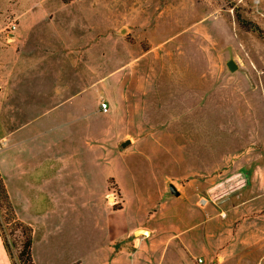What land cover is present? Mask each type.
Here are the masks:
<instances>
[{"label":"rangeland","instance_id":"obj_1","mask_svg":"<svg viewBox=\"0 0 264 264\" xmlns=\"http://www.w3.org/2000/svg\"><path fill=\"white\" fill-rule=\"evenodd\" d=\"M238 18L264 32V0H0V85L17 79L18 68L33 88L40 82L36 91L47 99L32 110L49 112L40 121L71 107L56 117V142L64 131H72L66 143L87 141L90 181L105 183L114 197L107 206L128 204L123 221L140 213L132 206L138 192L155 210L165 179L199 207L206 199L223 218L215 231L226 249H214L205 264H264V207L254 200L264 196L255 170L264 162V41ZM48 20L62 21L60 39L51 38ZM228 48L234 72L225 66ZM71 95L58 109L53 100ZM118 167L135 201L124 200ZM10 203L18 219L33 223L32 201ZM6 214L0 200V229L21 240ZM42 237L33 231L34 264H62L70 241L60 234L45 246ZM11 255L6 264H20L18 250Z\"/></svg>","mask_w":264,"mask_h":264},{"label":"crops","instance_id":"obj_2","mask_svg":"<svg viewBox=\"0 0 264 264\" xmlns=\"http://www.w3.org/2000/svg\"><path fill=\"white\" fill-rule=\"evenodd\" d=\"M61 23V20H48L53 40L62 36ZM10 68L12 66L7 64L6 72ZM16 73L17 79L8 76L0 85V176L11 201L20 207L24 206L23 201L27 205L32 201L33 223L32 220L28 223L34 237L39 229L45 246L51 245L50 241L60 234L70 241L71 251L60 254L62 264H205L208 257L214 259V249V252H220V248L225 251L226 248L218 244V231H215L216 224L223 218L214 206H206L205 198L204 205L199 207L194 195L182 193L173 183L180 196H168L166 190L157 208L149 211L152 199L141 197L140 192L139 196L134 191L131 194L120 180L118 169L121 167H118L115 180L124 200L130 203L131 196H134L133 201L139 197L132 206H140L141 210L138 216L130 215L128 221H123L121 216L128 204L117 209L107 206L104 199L109 200V191L105 183L98 186L90 181L87 141L85 144L66 143L72 131L70 136L64 131L66 139L59 145L56 142V117H66L71 107H64L59 114L40 121L49 114L43 112L41 117V113H33L36 103L47 99L36 91L41 84L36 82L33 88L20 76L21 69ZM72 96L59 103L53 101L60 109ZM80 136L83 137L82 130ZM58 152L65 154L57 158ZM99 169L102 166L96 167L97 176ZM255 170L259 171L254 176L260 177L259 183L264 185V162L258 160ZM258 199H262L260 208L264 207V196L254 200ZM62 202L65 206L58 207ZM92 205H96L97 210L90 212ZM139 228L146 233H135ZM7 258L0 239V263L6 264ZM32 259L37 262L34 244Z\"/></svg>","mask_w":264,"mask_h":264},{"label":"trees","instance_id":"obj_3","mask_svg":"<svg viewBox=\"0 0 264 264\" xmlns=\"http://www.w3.org/2000/svg\"><path fill=\"white\" fill-rule=\"evenodd\" d=\"M238 21L243 26L247 27L249 30L256 32L261 39L264 41V32L262 29L255 23H252L248 20H242L238 18ZM0 200L2 201L6 212V223L11 224L13 226V230L16 229L20 233L21 240L15 238V240H8L3 229H0V239L2 242V246L8 256L9 259L12 257V250H18V256L20 259V264H34L32 255H31V247H32V239H33V230L32 226L29 223H26L16 216L12 205L9 200V196L6 192L5 186L2 182L0 176Z\"/></svg>","mask_w":264,"mask_h":264},{"label":"water","instance_id":"obj_4","mask_svg":"<svg viewBox=\"0 0 264 264\" xmlns=\"http://www.w3.org/2000/svg\"><path fill=\"white\" fill-rule=\"evenodd\" d=\"M228 50V58L225 60V66L229 72H234L238 70L239 66L236 60L234 59L232 55V51L230 48ZM245 77L249 80L250 82V77L246 71H244ZM129 143V140H125L123 143H121V146H125ZM166 187H167V195L168 196H180V192L176 189L175 185L170 182L169 180H166ZM142 232L143 234L146 233V230L143 228H139L135 231V233Z\"/></svg>","mask_w":264,"mask_h":264},{"label":"built area","instance_id":"obj_5","mask_svg":"<svg viewBox=\"0 0 264 264\" xmlns=\"http://www.w3.org/2000/svg\"><path fill=\"white\" fill-rule=\"evenodd\" d=\"M14 27V26H13ZM101 108L103 109V110H105L106 109V104L105 103H102L101 104ZM204 202V201H203ZM198 261H201V259H198Z\"/></svg>","mask_w":264,"mask_h":264},{"label":"bare ground","instance_id":"obj_6","mask_svg":"<svg viewBox=\"0 0 264 264\" xmlns=\"http://www.w3.org/2000/svg\"><path fill=\"white\" fill-rule=\"evenodd\" d=\"M109 200H110V201H113V200H114V198L111 196V197H109Z\"/></svg>","mask_w":264,"mask_h":264}]
</instances>
